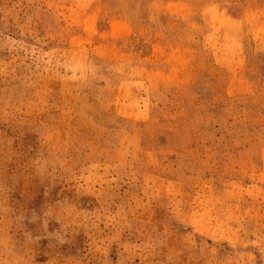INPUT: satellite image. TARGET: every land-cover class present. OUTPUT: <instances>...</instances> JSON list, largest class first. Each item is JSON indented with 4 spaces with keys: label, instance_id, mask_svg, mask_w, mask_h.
Listing matches in <instances>:
<instances>
[{
    "label": "rangeland",
    "instance_id": "obj_1",
    "mask_svg": "<svg viewBox=\"0 0 264 264\" xmlns=\"http://www.w3.org/2000/svg\"><path fill=\"white\" fill-rule=\"evenodd\" d=\"M0 264H264V0H0Z\"/></svg>",
    "mask_w": 264,
    "mask_h": 264
}]
</instances>
